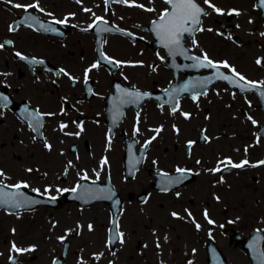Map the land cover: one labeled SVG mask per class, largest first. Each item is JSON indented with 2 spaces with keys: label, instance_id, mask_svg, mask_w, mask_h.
Wrapping results in <instances>:
<instances>
[{
  "label": "flooded vegetation",
  "instance_id": "af4514ba",
  "mask_svg": "<svg viewBox=\"0 0 264 264\" xmlns=\"http://www.w3.org/2000/svg\"><path fill=\"white\" fill-rule=\"evenodd\" d=\"M159 2L0 0V44L5 45L0 49V95L8 98L6 106L0 101V171L4 173L0 185L7 186L4 192L10 195L55 196L59 198V211L67 207L83 214L90 211L93 220L101 223L97 228L89 220L84 229L59 231L58 254L50 263L46 251L32 246L31 235L28 237L23 230L26 236L22 237V245L16 247L32 250L17 253L13 246H0V264H54L57 258L61 264H211L213 246L218 251L215 264H264V256L252 254L247 246L264 248V238L251 239L255 230L264 227L244 233L233 225L224 226L214 216V223L210 224L204 215L205 205L209 204L202 203L200 214L194 213L191 207L198 204L193 199L177 197L178 192L194 184L198 185L195 195L204 193L212 172L208 171L209 161L203 150L213 137L211 123L204 122L203 111L196 107L206 96L193 100L186 95L180 99L178 110H172L175 100L170 94L175 93L169 88L174 71L167 67L166 52L156 48L158 39L153 30V22L160 16L153 17ZM219 2L210 0L224 10V0ZM36 3L38 8L27 11L13 6ZM199 3L209 15L212 8L205 0ZM258 3L254 0L252 4L262 14ZM231 9L229 15L234 13ZM28 16L35 17V21L27 20ZM97 17L106 24L90 27ZM229 18L226 23L231 24ZM65 20L66 23H55ZM220 22L216 20L220 37L226 38ZM105 27L109 30L103 31ZM231 29L237 31L236 26ZM232 36L227 38L234 42ZM184 41L195 56H208L207 44L200 39L195 43L190 38ZM221 55L216 50V62ZM104 57L121 63H110ZM33 60L36 63H31ZM178 61L181 62L180 57ZM97 62L100 66L88 72L86 78V69ZM186 78V74L179 75L181 81ZM119 90L148 95L140 99L124 97ZM121 99L127 102L121 104ZM182 113H189L190 118ZM208 113L204 111L205 115ZM37 116L38 128L33 119ZM61 124L67 127L61 130ZM155 129L162 130L157 134ZM46 145H51V149ZM59 158L72 160L71 166L66 162L59 185V189L67 191L50 195L45 192L48 182L44 175L59 167ZM105 158L108 163L101 168ZM75 165L87 179L80 177L68 183ZM177 168L186 170L178 182L183 186L161 191L157 175L181 177ZM218 174L222 175L221 171ZM86 180L89 183L83 184ZM18 183L28 187L17 190L14 186ZM77 184L85 185L83 194L79 193L86 196L84 201L71 191ZM173 196L177 202L169 198ZM163 200L170 202L168 224L167 218L160 221V211L166 208ZM32 212L0 208L4 220L0 228L11 216L21 218ZM207 212L210 217L211 211ZM172 213L178 215L174 217ZM115 214L123 243L113 231ZM187 227H192L195 234H189ZM12 232L10 226L9 233ZM223 237L227 239L225 244Z\"/></svg>",
  "mask_w": 264,
  "mask_h": 264
},
{
  "label": "rangeland",
  "instance_id": "374dc122",
  "mask_svg": "<svg viewBox=\"0 0 264 264\" xmlns=\"http://www.w3.org/2000/svg\"><path fill=\"white\" fill-rule=\"evenodd\" d=\"M253 1L224 0L223 14L211 9L209 16L204 20V30L198 39L207 44L210 52L208 55L211 58H216V50L222 53L219 60L230 65L228 70L235 69V72L246 80L264 84V25L260 12L252 4ZM159 3L153 17L161 15L168 8L165 0H160ZM218 3L220 4L219 0ZM230 8L239 13L233 24L237 28V36L243 41L242 45H236L229 38H221L219 35L216 20L226 22ZM257 60L261 63L258 64ZM196 107L203 111L201 117L205 119L204 122L211 123L213 140L203 151L209 161L208 171L212 174L208 175L203 194L195 195L198 185L194 184L178 192L177 197L185 201L193 199L198 204L195 208L191 207L194 213L200 214L202 203L209 204L205 205L207 211H211L214 218L216 217L224 226L233 225L235 229L244 233H250L255 228L261 229L264 227V163H261L264 161V138L258 135V130L264 125V112L260 109V102L252 93L241 95L229 90L225 85H216ZM206 110L209 112L207 115L204 114ZM260 144L263 145L262 148ZM161 153L163 157L166 156L162 150ZM228 160H231L232 164H240L247 160L249 164L222 176L218 174L219 171H212L217 167L221 169L230 166L227 164ZM67 161L72 160L59 158V167L55 171L49 170L44 175L48 182L46 189H51V193L48 194L57 193L56 189L62 184L61 178L64 176ZM81 172L79 166L75 165L68 183L80 179ZM44 182L46 183V180ZM169 198H173L174 202L178 201L174 196ZM161 203L165 204L166 208L160 211L162 215L160 221L167 218L168 224L171 222L168 215L170 202L163 200ZM1 214L0 223H3ZM21 218L22 221H19ZM21 218L20 215L11 216L9 222L0 228V246L22 245V237L26 236L24 230L29 234L28 237L31 235L32 246L46 251L49 263L58 254L59 231L84 229L87 221H94L92 212L86 211L83 214L72 207L62 211L41 208ZM78 220L80 222H76ZM95 223L97 228L101 224ZM10 226L12 233H9ZM14 227L17 230L13 229ZM187 229L189 234H195L192 227ZM221 240L224 244L227 241L225 237Z\"/></svg>",
  "mask_w": 264,
  "mask_h": 264
},
{
  "label": "snow or ice",
  "instance_id": "6c2138e0",
  "mask_svg": "<svg viewBox=\"0 0 264 264\" xmlns=\"http://www.w3.org/2000/svg\"><path fill=\"white\" fill-rule=\"evenodd\" d=\"M107 2V0H106ZM117 2H121V3H128V0H117ZM165 2L170 6L171 10H165L158 18V21H154L153 22V27H154V31L157 35V37L159 38L160 42L162 43V45L168 50L169 54L172 56L175 55H186V49L183 48V44H182V40L185 34L188 35H192L194 36V33L196 31H203L204 29L202 27H198L199 25H201L202 21H201V17L202 16H206L208 15V13L204 10V8H202L201 6H199L196 2V0H165ZM9 3H11V0H9ZM205 3L208 4L209 7H211L216 13L218 14H223L222 10L217 8L215 5L210 3V0H205ZM260 5L262 7H264V0H260ZM16 8H25V10L27 11L28 8H32V7H39V4H31V5H22V4H14L13 5ZM140 7H143L142 5H139ZM41 11H43V9H40ZM149 11H152L153 9H148ZM85 11H90L89 9H85ZM231 14V13H229ZM239 14V13H236ZM27 20L29 21H35V17L32 16H28L26 17ZM97 22L93 25H91L90 27H98L99 24L104 23L106 24L105 21H103V18L101 17H97ZM55 23H66L65 21H56ZM41 27H44L43 25H40ZM12 30V29H10ZM54 31V29H48L45 28V31ZM103 31H107L109 30L107 27H105L104 29H102ZM193 43H195V40L193 39ZM4 44H0V49L4 48ZM17 56H20V53L16 54ZM22 59L27 60V57H21ZM104 59H109L110 63H121L118 61H111L110 58L104 57ZM187 59H191L193 61H195V64L193 65L194 67H210V68H214L217 69V75L216 78L217 79H222L225 81H230V82H234L236 84V86L241 87L242 89H247V88H256L257 85L252 82V81H247L246 84H241V81H245V77H243L242 75H240L239 73L235 72V69H231V71L235 74L236 77H238V80L236 81H232L230 76L223 74L222 72L219 71V69L221 67L223 68H230V65L227 64V62H224L223 64H217L214 63L212 60H210L207 56V54H204L203 59H201L200 57H195V56H188ZM31 63H36L35 60L31 61ZM257 63L260 64L261 61L257 60ZM100 66L99 62L94 63L91 68L86 69V73L85 76L87 78V73L90 72L93 68H98ZM61 72H63L64 70L61 69ZM67 75V73H65ZM209 81H200L198 82L199 84L202 85H206ZM188 90V85H185L183 89H181V91H187ZM122 92L124 97H135L136 99H140L142 96H146L148 94L146 93H140V92H130V91H124V90H119ZM206 94V93H205ZM172 100H175L176 97L175 95H172ZM262 95H264V92H262ZM193 100H197L198 99V95H193ZM0 101H3L5 106L8 103V98L6 96L0 95ZM127 101L121 99V104L126 103ZM173 112H176L178 110V103L174 104L173 106ZM119 109H117V113H118ZM182 115L187 119L190 118V114L189 113H182ZM33 119H35L36 121V127L38 128L40 126V118L37 117H33ZM253 123H255V121H253ZM61 130H63L64 128L67 127V125L65 124H61ZM35 130V129H34ZM162 129H155V131L157 132V134H159V132ZM81 131H83V128L81 126ZM136 131L138 132L139 129L137 128ZM178 131V130H177ZM76 135H79V133H76ZM156 137H152V139H155ZM151 143V140L147 141L144 145V148L146 149L148 147V144ZM193 142H189V146H191ZM109 144H110V140H109ZM46 147H48L49 149H51V145H46ZM138 161H135L134 163H136ZM108 163L107 159H103L101 161V168H103L104 165H106ZM221 163H225L224 161H221ZM261 163H264V161H262ZM227 164L230 165L231 167H236V168H242L245 165L249 164V161L244 160L242 161L240 164H232L231 160L227 161ZM69 166H71V162H69ZM255 166V165H253ZM222 169H220L219 167H217L216 169L212 170V171H221ZM29 172L32 171V169H28ZM178 173H181V177H178L177 180L175 181L176 183L180 182V180L183 178V173L186 171L185 169H181V168H177L176 170ZM98 175V174H97ZM4 173L3 171H0V177H3ZM81 179H87V175L85 174L83 177H81ZM169 183H173V181H169ZM4 187L7 186H3L0 185V204H4V205H11L12 207L15 208H19L21 206H24L26 204L29 203H35V201H29L26 198L23 199H18L17 195H10L8 193L4 192ZM17 190L23 188L28 187L27 184H21L18 183L14 186ZM81 188V185L77 184L75 188L71 189L72 192H76ZM165 191L167 189H164ZM39 191V190H37ZM51 189H45V192H50ZM56 191H67V190H61V189H56ZM111 191V190H109ZM22 196V194H19ZM110 198V197H109ZM51 200H55L56 197L52 196L50 197ZM172 215L174 217H176L178 214L177 213H172ZM205 218L208 219V214L207 211H205L204 213ZM189 216H191V213H189ZM208 222L210 224L214 223V221H212L211 219H208ZM89 230L92 229V226L89 225ZM196 228L199 229L200 225L196 224ZM113 231L115 232L116 236H118L120 238V242L123 243V233L119 232V224L117 222L114 221V229ZM165 239H167V237H165ZM112 241H110L111 243ZM159 247V245H157ZM32 249H22V248H18L16 247L15 244H13V251L17 252V253H22L25 251H30Z\"/></svg>",
  "mask_w": 264,
  "mask_h": 264
},
{
  "label": "water",
  "instance_id": "95a60500",
  "mask_svg": "<svg viewBox=\"0 0 264 264\" xmlns=\"http://www.w3.org/2000/svg\"><path fill=\"white\" fill-rule=\"evenodd\" d=\"M200 26V25H199ZM198 26V27H199ZM197 32V31H196ZM160 46H163L162 45V43H161V45ZM164 47V46H163ZM168 51V50H167ZM192 69H195V68H192ZM220 71V70H219ZM213 76H215V75H213ZM210 78H212V77H208L207 79H199V80H201V81H209L206 85H202V84H200V88H207L212 82H213V79H211L210 80ZM236 80H238V79H236ZM241 84H243V83H241ZM190 88H191V85H190ZM188 89H189V87H188ZM261 95V94H260ZM264 100V99H263ZM264 107V106H263ZM263 130H264V128H263ZM263 134H264V132H263ZM50 204V203H49ZM48 204V205H49ZM51 205H53V207H57V206H54L55 204H54V202H51ZM6 207H8V208H11V209H18V208H15V207H12L11 205H6ZM34 207V206H33ZM59 264V263H58Z\"/></svg>",
  "mask_w": 264,
  "mask_h": 264
},
{
  "label": "bare ground",
  "instance_id": "6f19581e",
  "mask_svg": "<svg viewBox=\"0 0 264 264\" xmlns=\"http://www.w3.org/2000/svg\"><path fill=\"white\" fill-rule=\"evenodd\" d=\"M260 147L262 148L263 147V145L262 144H260ZM213 215H210V217H212Z\"/></svg>",
  "mask_w": 264,
  "mask_h": 264
}]
</instances>
